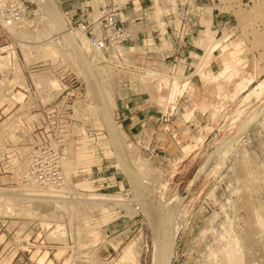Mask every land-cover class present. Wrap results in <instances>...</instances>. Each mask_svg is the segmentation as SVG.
Instances as JSON below:
<instances>
[{
  "label": "rangeland",
  "instance_id": "1",
  "mask_svg": "<svg viewBox=\"0 0 264 264\" xmlns=\"http://www.w3.org/2000/svg\"><path fill=\"white\" fill-rule=\"evenodd\" d=\"M55 1L67 25L79 28L78 22L71 20L59 1ZM214 1L228 10L232 18L228 29L215 38L227 31L230 37L221 39L225 44L222 54L212 56L210 65L202 70L204 75L196 68V72L181 78L190 82H181L173 101L167 97L171 77L179 75L167 69L161 73L150 69L139 71L113 50H104L108 59L102 55L94 57L93 47L89 52L83 51L92 74L99 75L95 90H91L84 77V65L72 46L57 42L63 54L55 60L40 59L31 48L32 60L27 61L22 50V43L27 40L21 41L22 38L12 34L7 37L10 44L18 42L16 71L14 68L8 80L16 72L22 83L29 84L32 69V72L48 70L58 80L61 70L68 73L69 90L74 93L71 97L74 116L78 119L74 125L77 141L74 137L69 153L75 156L71 157L74 161L69 173L72 174L68 173L75 186L73 192L117 197L109 196L111 200L100 203H83L74 212L57 209L58 215L45 219L49 225L39 216L0 212V264H65L67 258L72 259L69 264H76L75 260L81 264H124L119 262V257L124 247L135 241L136 254L132 255L131 262L153 264L157 207L166 216L162 231L171 235L170 243H173L171 264H264V236L260 235L264 231V0ZM45 11L37 0H28L24 16L27 28H34L42 21L48 35L56 36L59 28ZM78 42L82 44L79 39ZM118 47L123 53V45ZM228 52L233 57L239 54L240 59L235 61L239 75L222 81L223 88L219 89L212 76L223 66V59L230 58ZM41 63L47 65L39 66ZM2 66L6 68L7 63ZM242 76L248 77L239 88L235 82ZM121 81L140 82L144 89L150 87L156 91L157 88L161 92L156 97L167 107L177 102L183 105L163 125V134L170 139L168 156L145 154L128 136L123 137L124 147L112 141L98 101L102 97L106 103L107 93L115 98ZM7 83L0 84V92L10 101L4 92ZM80 100L89 106L84 108ZM199 104L198 114L195 107ZM5 107H0V139L10 138L14 147L25 149L27 145L18 131L20 127L14 128L15 136L3 129L27 111L18 106L20 109L14 108L10 114H16L9 119L10 114L3 111ZM191 109L193 114L187 118ZM111 110L112 107L110 113ZM112 118L118 125L115 109ZM0 146V190L20 188L15 175L3 170L9 146L3 142ZM83 150L87 154L81 156ZM141 160L147 163L144 170L139 168ZM193 179L196 183L190 187ZM118 197L129 199V203H117L121 201ZM149 200L157 207H151L154 205L150 206ZM257 220H263L261 227ZM58 222L64 224L65 233L56 230ZM234 236L238 238L245 262L237 260L241 261L238 263L226 255ZM45 252L46 257L40 261Z\"/></svg>",
  "mask_w": 264,
  "mask_h": 264
},
{
  "label": "crops",
  "instance_id": "2",
  "mask_svg": "<svg viewBox=\"0 0 264 264\" xmlns=\"http://www.w3.org/2000/svg\"><path fill=\"white\" fill-rule=\"evenodd\" d=\"M58 1L74 22L101 17L103 5L114 7L115 13L129 27L132 35L131 40L123 45L121 59L139 71L150 69L162 72L167 69L169 73L179 75L180 78L202 71L210 65L209 63L202 70L196 69L206 46L215 40L219 33L228 29L232 21L228 10L214 0ZM219 53L222 54L213 52L211 58ZM228 54L230 58L223 59V66L212 76L218 82L219 89L223 88L222 81L239 75L235 63L240 59L239 54L236 57L230 52ZM219 76L221 78L217 79ZM247 77H240L235 84ZM180 81L184 83L189 80ZM118 85L115 98L111 95V111L114 117L115 109V122H118L116 123L122 128L125 136H128L129 141L145 154L157 157L165 153L163 156H168L170 139L166 133L163 134V125L168 124L172 112L181 110L183 105L177 102V105L167 107L156 97L157 92L161 91L150 87L144 89L140 82L121 81ZM200 110L199 104V107H195V113L199 114ZM192 114L193 109L188 111L187 118ZM83 154L86 155L87 152L83 150L81 156Z\"/></svg>",
  "mask_w": 264,
  "mask_h": 264
},
{
  "label": "bare ground",
  "instance_id": "3",
  "mask_svg": "<svg viewBox=\"0 0 264 264\" xmlns=\"http://www.w3.org/2000/svg\"><path fill=\"white\" fill-rule=\"evenodd\" d=\"M5 1L6 0H0V5L3 4ZM37 1L39 2V4L44 9L47 10V12L49 14H47V12L45 11L46 14L53 21V23H55L57 25V27L59 28L58 29L59 31H57L56 36L48 35L47 30H46V26L44 23H42V21H38V25L34 28H31V29L27 28V25L25 22L26 18H24L22 20L21 24H19L17 26L8 27V30L10 31V33L12 35L17 36L18 38H22L21 41L27 40L25 42L34 43V44H30V45L26 44L25 42L22 43V47H23L22 50L24 51V55H25L27 61L32 60L33 54H32L31 48H33L36 51L35 53H37L39 58L41 57L40 59H42V57H43V59L45 57L46 58L50 57L51 59L55 60L56 57L58 59V57L60 56V53L63 54L61 49L58 47L57 42H59V41L62 42V44L66 47L72 46L76 50L75 52L78 54L79 59L81 60L82 64L84 65V72H85L84 77H86V79L88 80L90 89L95 90V85H96L95 82H97V81H95V79L97 80L96 76L98 75L97 74L98 72L96 74L95 73L92 74L93 71L89 66L88 60L86 58H84L83 51L86 50L89 52V50H91L93 48V46H91V42H90L89 38L86 36L85 31L83 29H81L80 27L74 28V27L67 25V22L62 18L63 16H62V14L58 8V4L55 0H37ZM257 1H259V0H257ZM246 3L248 4L249 1H247ZM41 20H42V18H41ZM229 34H230V32L227 31V34L225 33V34L219 36L218 38L211 41L206 46L205 52L201 56L202 58L200 59L201 61L198 65V69L202 70L205 66H207L210 63L211 55L213 52H215L217 50L220 52L221 50H223V48L225 47V44L221 43L222 42L221 39H227ZM59 37H60V39H59ZM56 39H57V41H55ZM78 39H79V41L81 40L82 44H80L78 42ZM20 45H21V43H20ZM94 50H95L94 55H93L94 57L97 55H102L104 58L108 59V57L105 55V53L102 49L94 48ZM34 59H36V57ZM14 68H15L14 71H16V66ZM17 76H16V72H15V77L13 79V82L19 83L21 85H25V83H22L21 80L19 79V74H17ZM31 76H32L36 86L39 88V90L43 93H46V95L48 97L51 96V91L60 88L59 80L56 77H54L52 74H50L48 70H43V71H39V72H36V71L32 72V70H31ZM220 78H221V76L217 77V79H220ZM180 79H181L180 76H174L171 78L172 82L170 85V92H169V97H168L169 101H173L175 99L176 93L178 92V90L181 87ZM244 83H245V80L244 79L241 80L238 83V87L239 88L243 87ZM239 88H237V89H239ZM88 91H90V90H88ZM107 97H108V99H107L106 103H104L102 101V97L99 98L100 100L98 102H99L100 114L103 117V119L105 120L106 124L108 125L109 132L111 135V139L114 142V144L116 146L117 145H120V146L123 145V147H124V143H123V137L125 136L124 131L122 130V128L119 125H115L113 123V118L111 115L112 112L110 113V109L112 107L111 95L107 93ZM14 98H15V100H22L23 94L19 91V92H17V95L14 96ZM79 102L81 103L80 105L83 106L84 108L89 106L87 103H84L81 100ZM13 105H14V101H9V105L6 106L3 110L4 113H6V114L12 113ZM15 114H10L8 116V118L9 119L13 118L15 116ZM24 117L29 119V118H32L33 115L29 114L28 112L27 113L23 112L20 115H17L15 118H13V120L10 122V124H8L9 126L8 127L6 126L3 130L4 131L8 130L9 133L13 134L14 128L17 126L20 127L22 119ZM5 138L3 140L0 139V142L1 141L3 142L5 140ZM121 151H122V149H121ZM26 152H27V148L21 150L22 154H25ZM119 152H120V150H119ZM72 155H73V157H75L74 154H71V155L69 154L68 157L65 158L62 162L63 173L65 176V180H64V183L62 185L51 186L48 190V189H44L43 187L38 186L35 183L29 182V184L21 183L20 188H4V189L0 190V212H5V213L11 212V213H15V214H31L34 216H39L43 220L42 222H45L47 225H49L50 222H46L45 219L47 220V218L50 215H58L57 209L65 208V209H68V211L70 210V211L74 212V211H77L83 203H86V204L93 203L94 204V203H97V202L104 200V199L111 200L112 198L117 197V196L113 197L112 195L110 196V194H109V196L112 198H110L108 195L106 197L105 193H103V194H101V193L100 194L99 193H90V192L89 193H85V192L84 193H81V192L74 193L73 191L75 189V186L72 183V180L69 179V176H68V173L70 172V169H71L73 161H74L71 159ZM140 162L141 163L139 164V168L141 170H144L147 163L145 161H142V160ZM15 166H16V169H15L16 176H21L23 174L25 168H26V163L23 160L16 159ZM69 174H72V173H69ZM194 184H195V179H193L189 183V186L191 187ZM190 187H189V189H190ZM113 200L115 201L116 199H113ZM117 200H121V201L117 202L119 204L127 205L129 203L128 202L129 199L127 201L125 199V197H118ZM143 200H145V199H143ZM151 204L154 206H151ZM150 206L155 207V208L157 207V206H155V204L152 203V201H150ZM151 207L149 209H153V212H154V208H151ZM158 208L159 207H157V210L159 211L160 208L159 209ZM61 211H63V210H61ZM158 211H157V216L154 218V219H156L155 224H153L154 225L153 231H155V239L153 240L154 241V249H153L154 263L153 264H171L172 244L173 243H170L171 235L169 237L168 236L169 234L167 235L166 233H164V231L166 232V230L162 231V228H161L162 227L161 225H163V223H165L164 220L166 219L165 218L166 216H165V214H163L164 212L162 213L161 211H159V212ZM259 218H257V219H259ZM59 220L60 219H58V221ZM262 221H260V222L258 220L256 221L257 223L259 222L261 224L260 227L262 226V223H263ZM259 223L257 225H259ZM56 226H57L56 230H58L59 232L65 233L64 231L66 230V228H65L63 223L58 222ZM164 226H165V224H164ZM259 228H257V230H259ZM176 230H177V228H176ZM262 230H264V228H262ZM261 232L262 231L260 230V233ZM260 235L264 236V231ZM234 237H236V236H234ZM257 237H259V236H257ZM257 239H261V238H257ZM253 240H254V238H253ZM251 241H252V239H251ZM135 242L129 243L124 247V249H123V251L119 257V262L124 263V264H133V262H131V257H132V255L136 254L135 249H134L135 244H136ZM226 246H225V248H226ZM240 247L241 246H240V243L238 241V238L237 237L234 238L230 242L229 247L227 248L226 255L228 254L229 258L233 261L243 260L242 258H244V257H243V253H241ZM225 252H226V249H225ZM35 253H37V251ZM46 253L47 252H45V254H43L40 257V261L44 260V258L46 257ZM91 259L94 260L93 258H91ZM74 262H77L76 264H81L76 260ZM94 262H95V260H94ZM64 263L65 264L72 263V259L67 258ZM238 263H241V261Z\"/></svg>",
  "mask_w": 264,
  "mask_h": 264
},
{
  "label": "built area",
  "instance_id": "4",
  "mask_svg": "<svg viewBox=\"0 0 264 264\" xmlns=\"http://www.w3.org/2000/svg\"><path fill=\"white\" fill-rule=\"evenodd\" d=\"M27 2L28 0H6L0 5V84L8 82L4 92L9 95L10 101H14L12 109L22 106L23 111L33 115L29 119L24 117L18 130L23 134L27 145L25 154L14 147L12 139L6 137L3 141L10 149L5 153L7 159L3 163V170L13 173L19 186L29 182L43 188L60 186L65 180L62 162L68 157L70 143L77 136L74 125L78 119L74 116L71 101L74 93L69 90L68 73L62 70L58 73L60 88L51 91L49 97L39 90L32 77L30 83L25 85L14 83V78L8 80L15 67L18 47V42L8 43L7 37H11L8 27L21 24L27 12ZM102 11L101 17L83 19L78 22V26L87 33L94 48L113 50L121 57L123 53L118 46L131 40V31L119 19L114 7L103 5ZM3 63H7L6 68L2 66ZM42 65L47 64L41 63L39 66ZM19 91L23 98L15 100L14 96ZM2 94L0 92V107H5L9 101ZM16 159L26 163L21 176H16L15 173Z\"/></svg>",
  "mask_w": 264,
  "mask_h": 264
},
{
  "label": "water",
  "instance_id": "5",
  "mask_svg": "<svg viewBox=\"0 0 264 264\" xmlns=\"http://www.w3.org/2000/svg\"><path fill=\"white\" fill-rule=\"evenodd\" d=\"M196 183V182H195Z\"/></svg>",
  "mask_w": 264,
  "mask_h": 264
}]
</instances>
